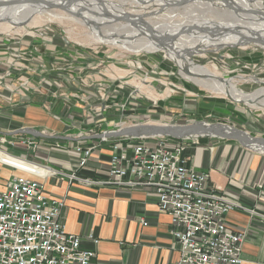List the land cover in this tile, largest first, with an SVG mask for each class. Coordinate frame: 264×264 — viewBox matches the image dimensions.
<instances>
[{"label": "crops", "instance_id": "0c3cea01", "mask_svg": "<svg viewBox=\"0 0 264 264\" xmlns=\"http://www.w3.org/2000/svg\"><path fill=\"white\" fill-rule=\"evenodd\" d=\"M86 110L78 102L74 111L68 112L64 96L50 89L0 88V135L14 143L7 144L13 153L66 174H48L41 183L48 197L64 199L60 219L67 230L82 237V247L95 250L89 264H172L179 250L169 216L157 209L154 189L105 183L111 140L119 137L103 140L99 134L129 125L131 113L114 109L90 117ZM26 137L37 141L35 149L19 143ZM185 144L191 166L209 172L208 184L245 207L224 217L229 229L244 232L241 264H264V153L213 136ZM77 146L91 148L84 166L78 165ZM0 159L27 167L11 156ZM2 168L0 174L5 171L6 178L18 173ZM72 173L78 178L68 177ZM89 234L98 239L97 244Z\"/></svg>", "mask_w": 264, "mask_h": 264}, {"label": "rangeland", "instance_id": "374dc122", "mask_svg": "<svg viewBox=\"0 0 264 264\" xmlns=\"http://www.w3.org/2000/svg\"><path fill=\"white\" fill-rule=\"evenodd\" d=\"M169 1L135 4L131 0L122 9L131 15H142L151 25L183 27L195 18L200 22H220L223 26L230 24L229 17L218 12L222 10L217 0H194L178 7L167 5ZM235 1L238 5L248 4L251 9L258 8L254 3L259 0ZM257 10L264 13V8ZM48 11L65 17L47 19L37 17L34 12L28 15V20L19 19L17 24L0 22L1 89H50L64 96L68 112H73L78 102L90 117L115 109L131 113L133 119L129 125L206 121L232 126L253 137H264V107H250L241 99L209 91L184 78L179 71L180 60L167 50L134 52L98 42L85 25L70 18L67 10ZM249 15L243 14L241 21L249 22L253 16L262 18ZM192 58L196 66L206 67L216 76L240 79L237 85L242 91L264 95V45L219 46L194 53ZM159 113L162 116H157ZM169 118L180 121H166ZM204 136L181 139L195 141ZM6 177L5 171L0 174V183Z\"/></svg>", "mask_w": 264, "mask_h": 264}, {"label": "built area", "instance_id": "2783aa9c", "mask_svg": "<svg viewBox=\"0 0 264 264\" xmlns=\"http://www.w3.org/2000/svg\"><path fill=\"white\" fill-rule=\"evenodd\" d=\"M8 143L14 145L0 135V156L19 159L27 167L0 159L1 167L18 171L0 183V264H89L95 250L82 247V237L61 222L64 199L48 197L43 190L41 178L61 172L13 153ZM19 143L33 149L38 144L30 137ZM185 143L168 136L111 140L105 183L154 189L157 209L169 216L179 250L172 264H241L244 232L229 229L224 217L245 207L208 184V171L191 166ZM76 150L78 165L84 166L91 148L77 146ZM68 177L78 178L74 173ZM141 223L146 225L144 219ZM88 238L98 243L93 235Z\"/></svg>", "mask_w": 264, "mask_h": 264}, {"label": "bare ground", "instance_id": "6f19581e", "mask_svg": "<svg viewBox=\"0 0 264 264\" xmlns=\"http://www.w3.org/2000/svg\"><path fill=\"white\" fill-rule=\"evenodd\" d=\"M9 1H13V4H2L0 6V22L17 24L19 19L28 20V15H32L34 12L37 17L43 16L47 19L64 18V15L48 11L52 8H62L67 10L71 19L85 25L95 41L116 45L134 52L165 49L180 60L179 71L184 78L209 91L228 94L241 99L250 107H264V95H252L249 92L242 91L237 85L240 79L216 76L208 68L196 66L192 58L194 53H202L205 49L219 46H235L247 43L263 46L264 13L257 10L258 8H264L263 0L254 3V6H258L257 9H251L248 4L238 5L235 0H217L221 6L219 8L222 10L218 12L229 17L227 23L230 24L223 26L220 22H200L197 21L198 18H195L187 22L188 26L183 25V27L180 24L153 23L151 25L142 18V15L129 14L128 10L122 9V6L131 0H7V2ZM133 1L135 4L139 2L145 4L149 0ZM179 1H184L185 5L194 0H171L167 5L178 7ZM243 1V3L247 2L246 0ZM7 2L6 0L3 1V3ZM102 5L103 7H100ZM228 5H232V8L233 6L239 7L242 10L236 11ZM204 6L207 7V5ZM243 14H250L249 16L256 14L262 18L253 16L249 22L245 23L240 19ZM233 16L238 19H234ZM102 17L106 20L116 21L114 23L105 22L101 19ZM66 18L69 17L66 16ZM118 20L124 22L121 23ZM204 123L210 122L203 121V126L211 125ZM253 145H251L252 148L264 153V146Z\"/></svg>", "mask_w": 264, "mask_h": 264}, {"label": "water", "instance_id": "95a60500", "mask_svg": "<svg viewBox=\"0 0 264 264\" xmlns=\"http://www.w3.org/2000/svg\"><path fill=\"white\" fill-rule=\"evenodd\" d=\"M184 1H179V5L184 4ZM2 4H13V1ZM231 9L242 10L239 7L232 8V5H228ZM211 124L209 126H203V121H194L185 124H152V123H139L134 125H127L119 127L114 130L105 131L100 133L101 137H148V136H168L172 138H188L190 136H214L223 139H232L237 141L241 146L250 149L252 151H259L252 148L251 145L257 144L264 146V137H253L245 131L239 130L232 126L222 123H204ZM23 132V131H22ZM254 146V145H253Z\"/></svg>", "mask_w": 264, "mask_h": 264}]
</instances>
